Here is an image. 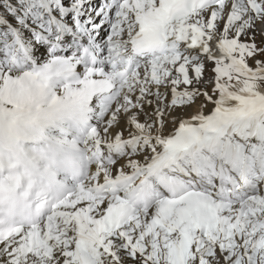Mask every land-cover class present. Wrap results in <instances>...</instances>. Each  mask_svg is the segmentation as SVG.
<instances>
[{"label":"snow or ice","instance_id":"6c2138e0","mask_svg":"<svg viewBox=\"0 0 264 264\" xmlns=\"http://www.w3.org/2000/svg\"><path fill=\"white\" fill-rule=\"evenodd\" d=\"M3 7L0 48L28 54L27 30L49 51L96 54L102 71L122 67L127 76L89 133L99 154L89 185L38 225L0 235V264H264V44L255 42L264 0H103L99 8L91 0H3ZM205 60L211 81H203ZM202 83L214 85L212 95ZM201 95L190 117L172 115ZM166 117L178 127L164 136ZM149 186L148 206H126Z\"/></svg>","mask_w":264,"mask_h":264},{"label":"clouds","instance_id":"9594fccd","mask_svg":"<svg viewBox=\"0 0 264 264\" xmlns=\"http://www.w3.org/2000/svg\"><path fill=\"white\" fill-rule=\"evenodd\" d=\"M0 53V235H5L38 225L53 206L89 185L99 154L83 147L91 131L86 110L93 98L108 102L115 89L123 93L127 70L102 71L83 50L70 56L49 51L41 65L15 46ZM154 192L153 186L137 191L126 206L143 209Z\"/></svg>","mask_w":264,"mask_h":264},{"label":"bare ground","instance_id":"6f19581e","mask_svg":"<svg viewBox=\"0 0 264 264\" xmlns=\"http://www.w3.org/2000/svg\"><path fill=\"white\" fill-rule=\"evenodd\" d=\"M0 1L3 3V0H0ZM95 1H97V0H95ZM9 2L15 3V0H9ZM0 14H5V9L4 8L0 7ZM7 18L13 24L15 23L14 20H12L11 17H7ZM223 23H224V21L221 20L220 21V27L221 28L223 27ZM103 28H104V26H103ZM255 28H256V33L257 32L260 33L261 27L257 26ZM101 35L103 36V32H102ZM24 37H25V39L32 40L33 47H29L28 48V54L31 57L33 63H35L37 65H41V64L45 63L48 60V58H49V49H48V47L46 45H41L40 47H38V45H40V44H38L34 40V38L31 36V33L28 32L27 30H24ZM242 39H245V38L242 37ZM257 39H258V37H257ZM65 41L66 42H70L71 41V37H65ZM105 41H106V38L105 39H101L99 37L97 39L98 43H104ZM257 44H258V46H261L262 44H264V40L259 38L257 40ZM0 47H2V45H0ZM55 53L57 55L63 53L65 56H70L73 53L79 54L75 49H72V48H65V49H62V50H57V51H55ZM0 56H2V53H0ZM97 61H99V60H97ZM205 62H207V61L205 60L204 63ZM249 63L252 64L253 67H255L254 63L251 60L249 61ZM83 67H84V70H86V65H84ZM212 69H213V67H208V66L205 65V68H204V71H203V75L212 77L214 75ZM0 71H2V69H0ZM202 86H204L203 83L200 85V87H202ZM213 86H208L207 87L209 95H212ZM182 88L183 87L181 86V90H182ZM260 91L264 92V90H262V89ZM137 95H138V93H137ZM170 98L171 97H170V93H169L168 100H170ZM213 98L215 99L216 97L214 96ZM202 102H205V98H204L203 95L199 96L196 99L195 104L192 107L178 109L176 112L172 113V115H174L176 117H180L181 115H183L185 118L190 117V115H192L195 112L196 106L200 105ZM105 106L106 105L104 103H101L99 101V99H97V98H93L90 101V103L88 105V109L86 110L85 125H86L87 128H89V129L98 128V126L100 125V119H99L100 113H101L102 109ZM213 107H214L213 104L207 103V107L204 109V111L206 113H208V112H210L212 110ZM144 110L147 111V112H151L152 111V107H150L148 105H145L144 106ZM137 114H138V120L140 122H144V119H145L144 115L142 113H139V111L137 112ZM165 120H166V123H165V125L163 127V135L167 136V135H169L170 133H172L174 131L175 127H178V121H177L176 124H173V123H171L168 120L167 117L165 118ZM125 123H126V120L120 121V123L118 125L114 126L113 132L115 133L116 131H119L121 128L124 127ZM52 133H53V138H55V130H52ZM125 138H127V132H125ZM83 147L85 149H87V150H90L91 145L88 142V139L84 142ZM128 264H131V261H128Z\"/></svg>","mask_w":264,"mask_h":264},{"label":"rangeland","instance_id":"374dc122","mask_svg":"<svg viewBox=\"0 0 264 264\" xmlns=\"http://www.w3.org/2000/svg\"><path fill=\"white\" fill-rule=\"evenodd\" d=\"M0 7H1V8H4V7H3V3H1V2H0ZM257 26H258V27H261V28L264 27V25H261L259 22L255 25V27H257ZM255 29H256V28H255ZM257 37H258V39L260 38V39L264 40V35H261V33H258V32H257V33H256V36H255V42H256V44H257V40H258ZM257 45H258V44H257ZM205 65L208 66V67H213V64H212V63L205 62ZM212 78H213V76H212V77H211V76H203V81H211ZM208 86H213V84H212V83H208V84H207V87H208ZM182 87H183V86H182ZM207 87H206V89H205L204 86H202L201 89H202V90H206V91L208 92Z\"/></svg>","mask_w":264,"mask_h":264}]
</instances>
